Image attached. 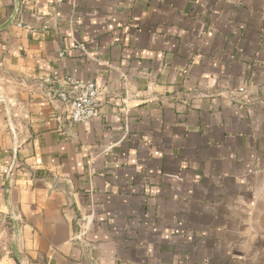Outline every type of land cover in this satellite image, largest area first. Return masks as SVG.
I'll list each match as a JSON object with an SVG mask.
<instances>
[{
  "label": "crops",
  "instance_id": "1",
  "mask_svg": "<svg viewBox=\"0 0 264 264\" xmlns=\"http://www.w3.org/2000/svg\"><path fill=\"white\" fill-rule=\"evenodd\" d=\"M56 70L98 85L99 119L57 121ZM263 213L264 0L20 1L0 30V264H264Z\"/></svg>",
  "mask_w": 264,
  "mask_h": 264
},
{
  "label": "built area",
  "instance_id": "2",
  "mask_svg": "<svg viewBox=\"0 0 264 264\" xmlns=\"http://www.w3.org/2000/svg\"><path fill=\"white\" fill-rule=\"evenodd\" d=\"M23 4L30 0H20ZM62 0H53L59 4ZM22 26V24H19ZM84 50L83 46H75V49ZM67 54V50L58 54L62 61ZM43 84H60L63 89L58 92L59 100L67 108L66 116H59L58 122L67 121L71 124L91 123L101 117L100 96L101 90L96 83H82L71 78L62 79L59 71H54L50 76L42 78Z\"/></svg>",
  "mask_w": 264,
  "mask_h": 264
},
{
  "label": "water",
  "instance_id": "3",
  "mask_svg": "<svg viewBox=\"0 0 264 264\" xmlns=\"http://www.w3.org/2000/svg\"><path fill=\"white\" fill-rule=\"evenodd\" d=\"M19 9H20V0H15L14 12H13L12 16L10 17V19L8 20V22L4 26H2V28L0 30H3L4 28H6L15 20L17 14L19 12Z\"/></svg>",
  "mask_w": 264,
  "mask_h": 264
},
{
  "label": "rangeland",
  "instance_id": "4",
  "mask_svg": "<svg viewBox=\"0 0 264 264\" xmlns=\"http://www.w3.org/2000/svg\"><path fill=\"white\" fill-rule=\"evenodd\" d=\"M263 216H264V213H263ZM263 220H264V218H263Z\"/></svg>",
  "mask_w": 264,
  "mask_h": 264
}]
</instances>
